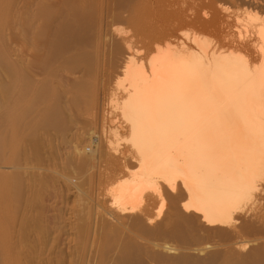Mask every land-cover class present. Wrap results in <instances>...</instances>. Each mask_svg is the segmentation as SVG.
Segmentation results:
<instances>
[{
    "label": "bare ground",
    "instance_id": "1",
    "mask_svg": "<svg viewBox=\"0 0 264 264\" xmlns=\"http://www.w3.org/2000/svg\"><path fill=\"white\" fill-rule=\"evenodd\" d=\"M1 13L6 14L12 35L23 37L22 51H52L50 62L58 60L64 69V65L88 63L89 56L94 57L89 55L92 49L101 53L104 64L120 70L108 81L111 86L105 87V94L109 112L117 113L127 133L122 137L118 128L106 126L109 138L100 142L111 154L106 155L108 160L120 166V173L109 181L107 198L96 200L100 207L85 241L86 264L190 263L189 255L177 254V246L171 247L170 242L166 245L170 234L163 237L167 243L157 242L163 240L158 223L169 228L176 225L169 226V222L185 225V231L191 227V233L194 227L213 229L217 237L232 240V245L240 243L239 235L254 232L241 251L255 247V256H264V0H0ZM72 66L68 68L75 70L77 65ZM111 67L112 71L107 70L115 73ZM22 83L28 90L23 93H41L43 86L39 89L35 82H25V77ZM4 115L0 116L3 125ZM120 141L128 144L131 159L125 151L121 159L113 155L121 148ZM118 159L128 160V165ZM113 167L109 172L114 173ZM6 169L0 160V177L9 175ZM154 205H158L156 212ZM163 208L165 214L168 210L165 223L159 218ZM7 215L1 205L0 264H18L19 251L14 252ZM180 231L178 239L184 235ZM211 249L202 246L188 253L200 256ZM224 253L219 264L243 260L239 251ZM170 257L177 258L176 263ZM206 261L202 263L212 264L215 258Z\"/></svg>",
    "mask_w": 264,
    "mask_h": 264
},
{
    "label": "rangeland",
    "instance_id": "2",
    "mask_svg": "<svg viewBox=\"0 0 264 264\" xmlns=\"http://www.w3.org/2000/svg\"><path fill=\"white\" fill-rule=\"evenodd\" d=\"M0 31H1L0 32V116L1 118L3 117L4 114H6L4 115L5 116L4 125H3V121H1L0 119V122H2L1 125L3 126L2 127L0 125V131H1L0 140L2 139V141H0V156H1L0 160L3 163V165L7 167L6 169L7 172L10 171L7 177L4 178L0 177V199H1L0 206L1 205L4 206V211H6V214H8L7 217L9 216L11 221V222L9 221L12 225V231H13L11 235V239H12L11 243H13L12 245L13 248L15 246L14 252L16 253L17 251H19L16 253V256L18 255L17 256L19 262L18 264H43V263L44 264H68V263L74 264L75 262L76 264H82V262L85 263L86 261H84V257H83L84 248L86 247L85 243L87 244V242L85 241H87V237H88L87 234H89V232L93 229L92 227H94L93 216L97 211H99L100 205L98 206L97 202L99 201V199L101 200V198L102 199L107 198L105 192L107 190V185L109 181L112 180L113 176L117 177L118 173H120L119 171L120 166H117L118 164L116 165L113 163L115 165L114 166L111 163V161L108 160L110 158L106 155L111 156V154L107 153V151L109 150L106 149L105 145H103L105 143V140L109 138L107 137L109 136V133H107L106 136V132H108L109 128L110 129L112 127L118 128L117 131L122 137H125L123 136V134L125 133L124 135H126L127 133L126 127L122 126L121 124L122 121L120 122L119 119L120 117L116 116L117 113L109 112L111 110L109 108L110 104L108 107V103H109V100L107 101L108 95L105 94L107 88L111 86L110 85L108 87L107 85L108 81L110 80L112 81L114 79V76L112 75H115L117 72L120 73L119 72L120 70L119 69L116 70L117 67L115 65L113 68L111 67L112 65L110 66L107 65L106 63L104 64V61L102 62L101 59L102 58L101 53L100 52L96 53L95 52L96 50H94L92 53L90 52L92 51V49H88V51L90 50L89 51L90 54L87 53L86 54L87 58L85 59V61L88 59V54L89 55L92 54L91 56L94 57L89 56V58L91 59H88L89 61L87 60L88 63L90 62L92 64L89 63L90 64L89 65L87 62L82 64L84 62L83 61L82 63L81 62L76 63L77 66L75 64L73 66L67 65L68 67L72 66L71 68L73 67L75 68L76 66L75 70L74 69L70 70V68L66 67V65H64V69H62L63 67L61 68V66H59L58 60L54 61L53 59V62L51 63L50 61H52V59L50 60V55L52 51L46 50L43 51L42 53L38 52L35 54H33L34 51H32V53L25 52L24 51L25 49H23L22 51L21 48L24 47L21 45L22 42L20 43V41L23 39V37L20 34L12 35V33L9 30L5 13L0 14ZM9 62H12L13 66ZM55 62L57 63V65L55 64ZM47 63H49V65ZM81 65L82 66L86 65V66H84L83 68ZM91 65L93 66L91 67ZM80 66L81 68H78L77 70V67ZM85 67H87V69ZM89 67L91 69H89ZM102 67L105 68V69L103 68L105 71L102 69L104 72L101 70ZM109 67L113 68V70L116 68L115 73L114 71L113 73L110 72L112 71V69H110ZM65 69H67L66 70L67 72L63 71ZM68 69L72 73L73 71H75V75L72 76L71 72L68 73L69 72ZM79 69L81 70L79 71ZM107 69H110V71ZM101 71L103 73H101ZM81 72H85V74L84 73L81 74ZM21 73L24 74L22 75ZM83 74L85 75V77ZM88 74H90L91 76H88ZM79 75L81 76L83 75V77L80 78ZM104 75H106L104 78L106 79L108 78L109 80L108 79L104 80L103 79ZM24 77H25V82L33 81L39 85L38 86L39 89L41 86H43L40 89L41 93L38 94L37 90L36 92H33L32 90L29 91L28 93L26 92L23 93L22 92L23 90H27L25 85L22 83ZM109 77H111V79ZM75 79L77 81L80 80L81 83L77 81H76L77 83H74ZM92 79L94 82L92 81ZM87 82L91 84H88ZM59 83L61 84V86ZM78 83L79 85L81 84L80 88L76 86L78 85ZM75 86L78 89L74 88ZM80 89L83 92L79 91ZM85 89L88 91L87 93L86 91L84 92ZM91 89L94 92H92ZM42 90H44L45 92L43 93ZM72 91L75 94L72 93ZM83 93H85L86 95L85 94L83 95ZM67 96L69 97L67 98ZM76 96L77 97L81 96V97L77 98ZM72 108L74 110H72ZM107 112H109V115L111 116H116V119L114 117L107 116L108 115ZM8 113L11 114L9 115ZM91 114L93 115V118H91L92 116ZM117 120L119 121L120 126L117 125L118 124ZM106 126L109 128L107 129ZM101 127L104 128L103 131H100L103 129V128L101 129ZM119 127L124 130V131L122 130L123 131L122 133L120 132L121 129ZM91 131L95 132V133L93 132L94 135ZM101 140L102 141L104 140L103 144H100V142L102 143ZM97 141L99 144L97 143ZM86 142H88L89 145ZM122 142L119 143L120 145L118 144V146H120L121 148H118L117 146L118 149L116 150L118 151V153L117 151L115 153L113 151L112 152L114 153L113 155L116 158L121 159L120 153L125 151L128 158L131 159V156H129L130 154L128 155L127 153V152L130 153L128 149L129 148L128 144L127 143L124 144L125 141ZM93 149H95V151H93ZM1 150L4 153H2ZM92 156L94 157V159ZM100 156L101 159L99 158ZM120 159H118L119 163L123 161L122 159L120 162ZM128 160H124L123 162H125V164L127 163L128 165L129 162ZM108 162L110 163L111 167L114 166L113 167L114 173L109 172L108 169H110L111 167L108 168L109 167ZM105 163L108 164L107 167ZM116 167L119 168L117 169ZM128 167L130 168V166ZM110 171H113V169H110ZM96 200L98 201L96 202ZM5 203L6 205H4ZM157 206L158 205H154L153 212H156L155 208L157 209ZM165 207L166 209H168L167 205H165ZM163 210L159 218H161V220L164 222L165 220L164 218L167 217L168 210H167V214H165L166 211L164 208ZM162 215L165 217H163ZM96 218L98 219V215L96 216ZM158 220L160 221V219ZM97 222L99 221L97 220ZM158 224L160 225L161 223ZM168 224L169 226L175 224L176 225L174 227L170 226L169 228V227H163L164 224H161L160 226L158 225V229H157L159 230L158 233L162 239L163 237H166L170 234L169 236L171 238L170 237H166V239L164 238L168 243L164 241V239L163 240L159 239L158 236L157 237L160 241L157 239L158 240L157 242H159L160 244L165 242L167 243L166 245L168 246H170L171 245L170 243H172L171 247L173 248L177 246L178 248V249L176 248L177 254L179 253L178 251H180L179 255L181 256H183L184 253H185L184 256L189 255L190 263L187 264H194V260L196 259H197V262L195 261L196 263L204 264L205 263L204 261L207 260L206 261L207 263L209 259H213V258H215V261H213L212 264H219L222 259L221 257L225 255L224 252H227V250L230 252L234 250L239 251L243 256L242 262L232 260L229 264H243V263L264 264V256L261 257L255 256L254 254L256 250L255 247H247V249L245 248L246 249L245 251L243 250L244 252L241 251L243 242H245V240L247 239H252L253 238L252 236L253 235L255 236L254 232H252L253 234L247 233V234L239 235V239L241 240L240 243L237 245H232V243H234L232 240L229 239L225 240L224 237H217L215 235V232L212 231L213 229L211 231H209L208 229L207 231L206 229L205 231H203V229H201L202 227L201 228L197 227L199 228V230L194 227V230L192 229V232L194 231V233H191L190 231L191 227L190 228L186 227V229L187 228L188 229L187 231H185L184 230L185 225L183 227L181 225V227L183 228L181 230L180 225H178L177 223L173 224L171 222L170 224L169 222ZM73 226L74 228L72 229ZM163 228H165L164 231L166 230V228H169V230L163 232L162 231ZM173 228L174 231L171 230L170 232V229ZM179 228L181 231L179 230ZM74 229L75 230L79 229L77 230L78 234H76ZM195 229L197 230L196 231L197 233H195ZM178 230L180 231V234L181 232L184 234L183 236L185 237V239L182 240L183 245L180 244L182 243L181 239L183 238V236L178 239L179 237V235H177L179 233ZM198 231H200L201 233ZM256 233H257L256 237L258 236V234L260 236V232L259 233L256 232ZM196 234L199 236H197ZM171 235L172 236L175 235L176 237L174 236L172 238ZM72 240L73 241L75 240V242H72ZM17 244L19 248L16 246ZM202 246H211L212 249L210 252L208 251L207 254L204 253L203 255L200 256L197 255L191 256L193 254H189L190 252L193 253V250L197 249V247L200 248ZM222 249L223 250L225 249L226 251L225 250L223 251ZM80 251H82V253ZM177 254L174 256L179 257ZM194 257L196 259H194ZM172 258L170 257V260ZM192 258L194 260H192ZM176 259L174 260L175 262H173V260H171V262L176 263ZM190 260H192L193 262H191Z\"/></svg>",
    "mask_w": 264,
    "mask_h": 264
}]
</instances>
